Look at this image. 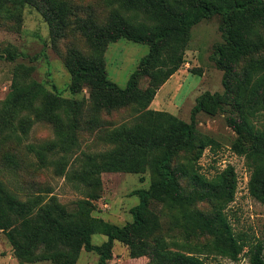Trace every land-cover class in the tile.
<instances>
[{"label":"trees","instance_id":"trees-1","mask_svg":"<svg viewBox=\"0 0 264 264\" xmlns=\"http://www.w3.org/2000/svg\"><path fill=\"white\" fill-rule=\"evenodd\" d=\"M108 2L113 9L105 24L92 18L76 17L77 28L86 36L93 54L85 56L77 49L69 50L66 56V66L72 77L69 89L72 93H79L88 87L90 97L99 108L136 104L138 115L132 125L123 124L109 133V140L116 144L114 148L98 153L84 152L78 156L80 167L72 173V178L88 189L89 198L77 201L72 208L62 204L56 196L46 199L36 195L19 199L0 181V230L5 232L15 257L21 262L50 260L59 264H76L82 250H86L99 255L98 264H108L115 241L126 244L133 257L142 256L148 249L147 240L161 226L159 214L151 208L153 199L169 193L175 204L181 206L192 203L199 196L222 198L228 192L225 202L234 200L236 173L233 165H228L213 179L194 172L209 191L194 194L185 192L173 160L183 151H197L200 155L207 147L219 146L216 139L209 136H203L199 143H195L196 114L224 109L237 78V104L244 111L242 125L255 143L248 147L237 138L232 148L245 157L251 171L250 193L264 202V125L257 127L251 123L264 111V58L251 61L241 74L236 66L241 58L264 48V0ZM27 4L43 10L51 25L54 22L65 24L71 14L68 3L63 0H0V17L19 15ZM128 13H135V16H128ZM215 16L220 20L223 41L214 46L212 60L223 70L224 92L207 91L200 95L190 122L169 111L151 108L160 87L185 63L192 28ZM120 39L149 47L148 54L141 58L125 87L109 78L103 56L106 47ZM28 70L21 64L14 70L11 94L0 104V132L12 126V117L24 110H33L40 100L43 108L37 118L54 125L56 139L32 149L40 157L47 151L63 152L51 163L60 174H65L67 154L79 147L76 131L83 102L47 90L40 82L28 78ZM196 72L201 73V70ZM144 77L149 79L146 88L140 86ZM149 169L153 172L150 186L131 192L140 199L131 208L133 221L120 226L93 214L96 209L94 201L102 196V173L141 174L143 182ZM96 234L105 235L107 239L95 244L93 236ZM239 237L231 235L233 251H219L237 260L238 248L248 243L250 264H264V245L261 242L251 244L248 239ZM154 252L151 264H207L193 252L169 249L168 243L163 241L158 243Z\"/></svg>","mask_w":264,"mask_h":264},{"label":"rangeland","instance_id":"rangeland-1","mask_svg":"<svg viewBox=\"0 0 264 264\" xmlns=\"http://www.w3.org/2000/svg\"><path fill=\"white\" fill-rule=\"evenodd\" d=\"M63 1L68 3L71 10L65 24L54 22L51 25L46 13L31 4L25 5L19 15L12 17L4 14L0 17V104L11 94L15 68L20 64L29 68V79L40 82L47 90L64 98L83 102L76 131L79 147L67 154L65 174H60L51 163L58 160L63 152L47 151L40 157L33 151L32 147L37 149L56 139L54 125L46 119L37 118L43 108L39 100L33 110H24L12 117V126L0 132V181L19 199L36 195L46 199L56 196L62 204L72 208L77 201L89 198L88 189L72 178V173L80 167L78 156L84 152L98 153L114 148L116 144L109 140V133L123 124L132 125L138 111L136 104L112 109L99 108L90 97L88 87L79 93L70 91L72 77L66 66L67 53L77 49L85 56L93 54L86 36L77 28L76 17L92 18L99 24H105L113 6L108 0ZM127 15L135 16V13ZM219 23V17L215 16L192 28L185 63L160 87L150 104L151 108L169 111L190 122L200 95L207 91L224 92L223 70L212 60L214 46L223 41ZM148 52V45L127 39L110 43L103 54L109 78L125 87L141 58ZM260 58H264V48L241 58L236 64L238 73L241 74L251 61ZM198 69L201 73L196 72ZM148 85L149 79L142 78L140 86L146 88ZM238 85L237 78L224 109L214 113L199 111L196 114L195 143H199L201 137L209 136L215 138L219 146L207 147L200 155L197 151H183L173 160L185 192L194 194L209 192L194 176V172L213 179L228 165H233L236 173L234 200L225 202L228 192L222 198L199 196L192 203L181 206L175 204L169 193L153 199L151 208L159 214L161 226L147 240L146 254L133 257L126 244L115 241L113 256L108 264H151V258L156 253L154 250L162 241L168 243L169 249L193 252L207 264H250L248 243L238 248L237 260L222 254L219 249L234 250L231 235L237 238L242 236L251 244L261 242L264 245V202L250 193L251 171L245 157L232 148L237 138H241L248 147L255 143L242 125L244 111L237 104ZM251 123L257 127L263 126L264 111ZM152 175L149 169L142 182L141 174L102 173V196L94 201L96 209L93 214L120 226L133 221L131 208L140 199L131 192L148 188ZM224 203L225 206H222ZM106 239L105 235L96 234L93 243L101 244ZM98 262L96 252L82 250L76 264ZM0 264L59 263L50 260L19 261L5 232L0 230Z\"/></svg>","mask_w":264,"mask_h":264}]
</instances>
